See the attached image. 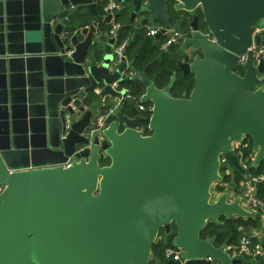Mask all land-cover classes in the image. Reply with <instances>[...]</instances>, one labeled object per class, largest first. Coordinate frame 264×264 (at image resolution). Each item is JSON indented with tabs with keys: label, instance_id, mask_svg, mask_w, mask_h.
<instances>
[{
	"label": "water",
	"instance_id": "water-1",
	"mask_svg": "<svg viewBox=\"0 0 264 264\" xmlns=\"http://www.w3.org/2000/svg\"><path fill=\"white\" fill-rule=\"evenodd\" d=\"M97 1L0 0V264H149L159 230L172 225L184 264L241 263L230 237L215 246L199 235L221 217L260 220L243 205V188H211L234 171L247 180L234 143L249 137L252 165L264 158V61L247 49L264 0H174L176 11L200 8L205 29L193 15L177 51L178 68L193 75L188 96L170 94L175 75L162 88L145 71L131 75L144 87L137 102L151 104L148 135L137 102L128 113L112 101L131 94L112 87L129 64L115 63L111 38L97 41L112 16ZM167 1L120 7L132 5L130 22L151 13L141 25H163L158 43L176 25ZM82 12L90 25H77Z\"/></svg>",
	"mask_w": 264,
	"mask_h": 264
},
{
	"label": "trees",
	"instance_id": "trees-1",
	"mask_svg": "<svg viewBox=\"0 0 264 264\" xmlns=\"http://www.w3.org/2000/svg\"><path fill=\"white\" fill-rule=\"evenodd\" d=\"M174 0L167 1V11L171 18L175 21V27L183 33L189 32V22L193 15L199 17V28L205 29V23L202 18L200 8H197L194 12H188L184 10L176 11L173 7ZM125 8H122L120 12L116 13V20L120 23V28L117 32V40L119 43L123 40H127L125 47V56L129 61L131 69L135 72L145 71L146 76L152 80L157 88L164 87L172 75L176 76L175 81L170 87V94L173 97H179L183 93L187 96L193 87V75H183L181 70L178 68L177 61L180 58V54L176 51L175 45L168 47L166 51L160 50V44L165 40V35L159 38L158 43H154V36L147 35L145 26H138L133 29L132 23L128 21V15L124 13ZM127 13V12H126ZM132 33L130 37L129 34ZM119 88H125L131 91L132 95L138 99L144 92L143 85L127 76L118 82ZM134 102V101H130ZM127 100L125 101L124 110L130 112V106ZM145 109L141 111L142 120L139 128H142L144 132L150 133L147 128L148 119L151 111L149 106L151 104L141 103ZM246 142L245 146H241V151L244 157H248L252 152V141L249 137L244 139ZM101 165L109 164V159L105 158L101 160ZM221 172L224 173L225 167L221 166ZM247 174L251 177L262 176L255 182V194L264 202V158L259 162L257 166H253L252 162L247 167ZM235 182L242 180V176L239 172L235 171ZM231 179L230 174H224L222 181L213 184V190L216 192H222L225 189L224 183H228ZM221 223H212L207 221L199 237L204 239L205 237H214L215 246H220L230 237L233 243H237L243 233L248 231L250 228H257L258 221L251 217L233 216L230 218L221 217L219 219ZM176 235L175 228L172 225L169 233H165L164 229H160L155 241L152 244L151 255L149 264H155L157 261L164 260V250L167 247L177 249L173 240ZM254 241V238H252ZM239 264H264V262L256 258L255 261L247 258H242ZM217 264H220L217 262Z\"/></svg>",
	"mask_w": 264,
	"mask_h": 264
},
{
	"label": "built area",
	"instance_id": "built-area-1",
	"mask_svg": "<svg viewBox=\"0 0 264 264\" xmlns=\"http://www.w3.org/2000/svg\"><path fill=\"white\" fill-rule=\"evenodd\" d=\"M123 0H105V6H104V11H109V13L112 15L110 19V27L107 31V34L109 38L113 40V47H112V53L113 57L115 60L116 64L121 63L122 61H127L126 56H125V47L127 45V40H123L119 43L116 42L117 40V30L120 27V23L114 20V14L118 8L119 2H122ZM259 25V24H258ZM256 25L254 27L253 31V38L251 43L248 46V51L251 52L254 60L256 62L259 61L260 58L263 59L264 61V47L256 43L254 36L255 35H260L262 39H264V34H261L262 32L264 33V25L259 27ZM146 33L147 35L150 36H155V34L160 31V29L163 27L162 24H154L150 26H146ZM184 33H182L180 30H178L176 27H172L167 29L163 35H165V40L160 44L159 48L162 51H166L169 46L180 42L181 37L183 36ZM246 56L243 54L239 58L238 62V67H241V64L245 62ZM242 68V67H241ZM243 70V69H242ZM112 87L116 88L117 90H121L118 86V81L113 82ZM123 97H126L130 99L131 101L137 102L138 99L135 98V96L132 95V93H126ZM137 107L141 113L145 109V107L137 102ZM149 110L151 111V106H149ZM112 110L103 112L99 114L96 118V124L98 127H105V122L104 119L105 117L111 112ZM142 130V133H144L142 128H139ZM246 142L242 140L241 142H236L233 145V150L235 154L240 155V164L244 169H247L251 161H253L252 156L244 157L243 153L241 151V146H245ZM73 159V157L68 158V160L64 163H68ZM224 166V163L222 161V158L220 159V167ZM226 172V170L224 171ZM223 173V172H221ZM259 179H262V176H254L251 177L248 175V178L246 181H241L240 185L242 186L243 184H247L248 181L250 182V190L245 193L244 200H243V205L250 211L255 212L257 210L260 211L259 216L260 220L258 221V228H250L248 231L242 234L240 237L239 241L231 246H229V254L233 258H243L246 257L249 260L254 261L256 258L261 259L264 262V246L261 243V238H262V231L264 230V202L259 199L256 194H255V187L254 184L256 181ZM213 188V187H212ZM211 188L212 193H219L214 191ZM3 190V186L0 185V192ZM257 226V227H258ZM254 238V241L252 240ZM181 250L174 249L167 247L164 250V260L167 259H172L173 261H176L177 264H184V259L181 258L180 256ZM207 259H210L207 257ZM239 264V263H238Z\"/></svg>",
	"mask_w": 264,
	"mask_h": 264
},
{
	"label": "crops",
	"instance_id": "crops-1",
	"mask_svg": "<svg viewBox=\"0 0 264 264\" xmlns=\"http://www.w3.org/2000/svg\"><path fill=\"white\" fill-rule=\"evenodd\" d=\"M120 3L121 2H119V5H118V8H117V10H116V12H115V14L114 15H116V13L117 12H120L121 10H122V8H125V11H124V13L125 14H127L128 16V21H129V17H130V13H131V11H132V5L131 4H127L126 6H121L120 7ZM104 6H105V1H102V0H98L96 3H95V9L97 10V11H101L102 9H104ZM127 12V13H126ZM151 14V13H150ZM150 14H147V13H145V16L146 15H148V16H150V18L152 17V14L150 15ZM82 18H83V21L82 22H80V24H77L78 26H81V27H84V26H87V25H90V23H91V21L94 19L93 18V16L91 15V14H89V13H86V12H82ZM142 13L141 14H139L138 15V17L133 21V22H130V23H132V27H133V29H136L138 26H150V25H154V24H150V23H148V24H145V25H141V20L145 17ZM116 17V16H115ZM114 17V20L115 21H117L116 20V18ZM117 22H119V21H117ZM119 23H122V22H119ZM98 28H100L101 29V31H103L102 32V34H101V36L100 37H98L97 38V41H99V43L100 42H103V43H107V41H108V39H110L109 38V36H108V34H107V31H108V29H109V27L107 28V26H106V24L105 23H100L99 24V27ZM120 28V27H119ZM118 28V29H119ZM147 28V27H146ZM117 32H118V30H117ZM183 33V32H182ZM129 36L131 37L132 36V33L131 34H129ZM180 44H181V42H178V43H175V44H173V45H175V48H176V51H178L179 50V47H180ZM112 47H113V45H112ZM112 47H111V49H112ZM98 50H99V52H104V46L103 47H101V46H99L98 47ZM197 53V52H196ZM112 55H113V53H112ZM128 61V60H127ZM128 64H129V68L124 72V74L126 75V77L127 76H129V77H131V75H133L134 73H136L135 71H133V69H131V66H130V63H129V61H128ZM119 82V81H118ZM121 89H125V88H121ZM99 90V89H98ZM128 90V89H127ZM129 91V90H128ZM128 101V102H130L131 100L130 99H128V98H126V97H120V98H116V99H112V101L114 102H116L117 104H122L123 102H125V101ZM250 156H252V159L254 160V158H255V153L253 152V153H251L250 154ZM251 162H253V161H251ZM246 172H247V170H246ZM228 174H230V176L232 177V176H234L235 175V171L234 172H230V173H228ZM242 180H240L239 182H232L231 180L228 182V183H224V185H225V188L228 186V185H238L239 187H241V188H243L246 192H248L250 189V182L248 181V183L247 184H243L242 186L240 185V182H241ZM254 187H255V184H254ZM245 192V193H246ZM234 196V195H233ZM232 196V197H233ZM242 203H243V201H242ZM264 231V230H263ZM263 231H262V233H263ZM261 243H262V245L264 246V242H263V240H261ZM240 259V258H239ZM255 261V260H254Z\"/></svg>",
	"mask_w": 264,
	"mask_h": 264
},
{
	"label": "rangeland",
	"instance_id": "rangeland-1",
	"mask_svg": "<svg viewBox=\"0 0 264 264\" xmlns=\"http://www.w3.org/2000/svg\"><path fill=\"white\" fill-rule=\"evenodd\" d=\"M258 25V24H257ZM264 25V20H262L260 23H259V27H261V26H263ZM261 34H264L263 32L261 33ZM258 228V230H259V226L257 227ZM261 240H263V242H264V231H263V233H262V238H261ZM243 258H246V257H243ZM242 259V258H241ZM213 264H217V262L216 261H214L213 262Z\"/></svg>",
	"mask_w": 264,
	"mask_h": 264
},
{
	"label": "flooded vegetation",
	"instance_id": "flooded-vegetation-1",
	"mask_svg": "<svg viewBox=\"0 0 264 264\" xmlns=\"http://www.w3.org/2000/svg\"><path fill=\"white\" fill-rule=\"evenodd\" d=\"M236 72L239 74V75H243V70L241 67H237L236 68ZM149 133H146L144 132L143 135H148ZM172 227V226H171ZM163 261H166V260H163Z\"/></svg>",
	"mask_w": 264,
	"mask_h": 264
}]
</instances>
